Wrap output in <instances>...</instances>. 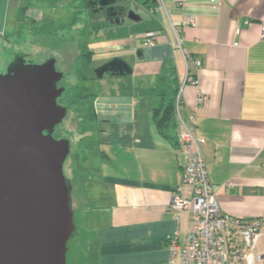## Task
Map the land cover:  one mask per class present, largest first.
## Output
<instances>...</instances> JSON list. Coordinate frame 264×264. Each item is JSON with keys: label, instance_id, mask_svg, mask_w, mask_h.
I'll use <instances>...</instances> for the list:
<instances>
[{"label": "crops", "instance_id": "crops-1", "mask_svg": "<svg viewBox=\"0 0 264 264\" xmlns=\"http://www.w3.org/2000/svg\"><path fill=\"white\" fill-rule=\"evenodd\" d=\"M120 3L124 14L106 18L97 12L90 18L88 0H0V37L49 12L51 32L63 31L78 42L88 34L86 43L79 42L90 53L88 68L113 58L129 68L95 76L88 90L94 116L85 122L82 145L93 138L94 154L84 162L91 161L96 176L88 186L98 191H83L82 199H99L94 211L100 215L94 216L88 251L79 261L73 255L72 264H167L174 231L184 244L192 214L170 210L173 193L187 189L183 145L175 137L181 124L175 116L160 129L152 119L169 86L177 93L180 88L178 111L204 139L201 151L220 212L264 219V0ZM61 14L66 20H59ZM148 31L156 35L146 45ZM67 166L71 182L75 166L70 160ZM259 249L264 251V242ZM173 264H180L178 255Z\"/></svg>", "mask_w": 264, "mask_h": 264}, {"label": "water", "instance_id": "water-1", "mask_svg": "<svg viewBox=\"0 0 264 264\" xmlns=\"http://www.w3.org/2000/svg\"><path fill=\"white\" fill-rule=\"evenodd\" d=\"M88 3L92 15L126 12L120 0ZM54 60L26 63L16 54L0 72V264H67V242L76 232L64 172L70 140L52 136L67 112L57 102L64 87L56 86L63 73ZM127 72L120 58L94 70L96 77Z\"/></svg>", "mask_w": 264, "mask_h": 264}, {"label": "rangeland", "instance_id": "rangeland-1", "mask_svg": "<svg viewBox=\"0 0 264 264\" xmlns=\"http://www.w3.org/2000/svg\"><path fill=\"white\" fill-rule=\"evenodd\" d=\"M24 10L27 11L26 8H24ZM88 10L91 18V11H93V9L89 6ZM43 14L44 15L39 17L35 23H31L27 21V19L21 23H17V28L13 30L14 32L11 33L10 36L0 37V72L6 71L8 64L14 60L16 54L24 53L27 59H31L35 63L44 62L46 58L51 56V58L55 59V67L63 73V77L58 84L64 85L65 87L61 100L64 105H68V108L65 118L55 125L52 136L56 139L64 137L70 140V152L64 162V172L66 171L68 174L67 163H69V160L70 162H73L75 166V169L72 170V174L75 176L72 178L70 183L73 185L71 196L74 205L73 210L76 232H74L67 242V264H72L71 257L73 255H75L79 261L83 254L82 251H88V242L91 241L89 239L93 236L97 226L94 216L97 217V215H100L95 213L96 211H94V207H99L100 200L97 199V202H95L94 197L89 198V201H84V199H82L84 196L83 191L88 196H92L93 194L96 195L98 191L94 184H91L93 187L88 186L90 181H95L96 176L93 173L92 165H88V163L91 161L84 162V159H90V156L94 154L95 147L93 148V138H91L89 139L90 144L88 147L84 148L83 145L86 144L84 140H87L86 132H88L84 126H89V123L83 122V120H81L82 118L80 113L76 112V107L79 108V105H70L67 103L66 99L72 96L73 98L77 99L81 95L88 96L86 98L87 100L91 99V94L88 93V90L89 92L92 91L90 86L92 85V81L96 78L94 73L95 68L87 67L86 61H89L90 56L86 61L78 60L80 59L79 55L84 51H87L86 49H81V45L88 41V34H86V37H84L85 35L82 36V39H80L82 43L81 44L79 43L80 41L78 42V39L69 37L68 33L63 31L58 33L48 31L47 29H50V13L43 12ZM63 17V14L59 15V20L61 19L64 21L68 16H65V18ZM82 75L86 78L82 77V79L80 77ZM178 90H180L179 87ZM175 107L176 105L174 100V108ZM88 108L89 106L86 105L87 110ZM177 113L178 110L174 109V114H176L175 116L178 117ZM178 120L180 121L179 117ZM189 127L195 129L194 126ZM181 129L182 126L180 125V130ZM201 138L204 141L203 137ZM90 170H92L91 180L89 178L90 176L87 175V172ZM214 198L218 206L215 194ZM86 205L93 206L90 207L91 209L87 210L85 208ZM221 213L224 215L228 214L225 212ZM228 215L235 218L237 217L232 214ZM238 218L240 217H237L236 219ZM232 237L233 236L231 235V240L233 241L234 237ZM259 242H264V235L260 238ZM240 246H242V242H240Z\"/></svg>", "mask_w": 264, "mask_h": 264}, {"label": "built area", "instance_id": "built-area-1", "mask_svg": "<svg viewBox=\"0 0 264 264\" xmlns=\"http://www.w3.org/2000/svg\"><path fill=\"white\" fill-rule=\"evenodd\" d=\"M261 32L264 36V25ZM155 35V31L146 32L143 43L153 44ZM195 64L198 66L200 60H195ZM179 99L180 90L175 98L177 110ZM177 115L182 129L177 132L176 139L184 147L182 183L187 189L184 194L173 193L170 210L175 215L183 211H190L192 215L184 244L179 245L177 231L170 236L168 246L172 257L167 264H173L176 255L180 264H264V251L259 249V240L264 235V219H236L219 211L214 198L215 188L209 180L200 150L203 140L196 129L183 121L179 111Z\"/></svg>", "mask_w": 264, "mask_h": 264}, {"label": "trees", "instance_id": "trees-1", "mask_svg": "<svg viewBox=\"0 0 264 264\" xmlns=\"http://www.w3.org/2000/svg\"><path fill=\"white\" fill-rule=\"evenodd\" d=\"M89 56H90L89 51H84L79 55V58L81 61H86L89 59ZM82 77L84 78L85 76ZM176 93H177V88L175 86L172 88L171 86H169L167 87L166 90L161 92V100L158 103V105L154 108L152 115L153 121L155 122L156 126L160 129L172 125L175 122L174 99ZM87 97L88 96L86 95H81L77 99L73 98V96L67 98L68 104L79 105L78 106L79 108L76 107V112L80 113L82 118L81 120H83V122L89 121L94 116L92 98L87 100L86 99ZM86 105L89 106L88 110L86 109Z\"/></svg>", "mask_w": 264, "mask_h": 264}, {"label": "flooded vegetation", "instance_id": "flooded-vegetation-1", "mask_svg": "<svg viewBox=\"0 0 264 264\" xmlns=\"http://www.w3.org/2000/svg\"><path fill=\"white\" fill-rule=\"evenodd\" d=\"M48 31H50V29H47ZM44 32V31H43ZM22 58H23V61L24 62H26V63H28V62H33V63H35L33 60H31V59H27L26 58V56H25V54L24 53H22ZM51 59V56H49L48 58H46L45 60H44V62H46V61H49ZM78 60H80V59H78ZM81 61V60H80ZM38 63V62H37ZM41 63H43V62H41ZM54 66H55V60H54ZM56 68V67H55ZM56 70L57 71H60V70H58L57 68H56ZM61 72V71H60ZM83 76V75H82ZM82 76H80L81 78H82ZM63 77V76H62ZM62 77L59 79V80H57L56 81V86L57 87H60V86H63L64 87V85H61V84H58L59 83V81L62 79ZM83 79V78H82ZM64 89H65V87H64ZM63 92H64V90L62 91V93L58 96V98H57V102L59 103V104H61V105H64V103L62 102V94H63ZM67 100V102H68V99H66ZM64 106H66V108H68V105H64Z\"/></svg>", "mask_w": 264, "mask_h": 264}]
</instances>
